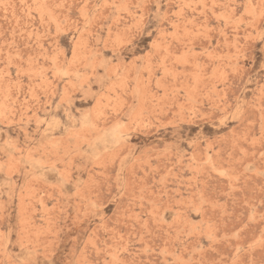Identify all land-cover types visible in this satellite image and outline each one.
<instances>
[{
  "label": "rangeland",
  "instance_id": "obj_1",
  "mask_svg": "<svg viewBox=\"0 0 264 264\" xmlns=\"http://www.w3.org/2000/svg\"><path fill=\"white\" fill-rule=\"evenodd\" d=\"M0 264H264V0H0Z\"/></svg>",
  "mask_w": 264,
  "mask_h": 264
},
{
  "label": "bare ground",
  "instance_id": "obj_2",
  "mask_svg": "<svg viewBox=\"0 0 264 264\" xmlns=\"http://www.w3.org/2000/svg\"><path fill=\"white\" fill-rule=\"evenodd\" d=\"M69 117V116H68ZM45 118V117H44ZM44 122V121H43ZM48 122V121H47ZM45 123V122H44ZM69 125V124H68ZM65 127V126H64ZM64 129V128H63ZM104 140V139H103ZM36 165V163H34ZM39 164V163H38ZM40 165V164H39ZM39 167V166H38ZM41 167V166H40ZM37 168V167H36Z\"/></svg>",
  "mask_w": 264,
  "mask_h": 264
}]
</instances>
